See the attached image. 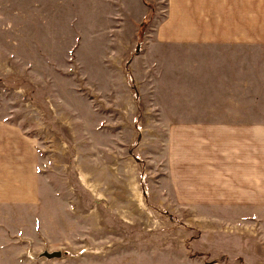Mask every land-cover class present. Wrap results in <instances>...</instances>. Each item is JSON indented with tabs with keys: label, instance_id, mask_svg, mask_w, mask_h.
I'll return each mask as SVG.
<instances>
[{
	"label": "rangeland",
	"instance_id": "obj_1",
	"mask_svg": "<svg viewBox=\"0 0 264 264\" xmlns=\"http://www.w3.org/2000/svg\"><path fill=\"white\" fill-rule=\"evenodd\" d=\"M164 5L0 0V120L32 142L39 177L25 208H0V264L219 260L186 239L164 180L163 131L138 129L149 127L146 103L123 62L144 52Z\"/></svg>",
	"mask_w": 264,
	"mask_h": 264
},
{
	"label": "crops",
	"instance_id": "obj_2",
	"mask_svg": "<svg viewBox=\"0 0 264 264\" xmlns=\"http://www.w3.org/2000/svg\"><path fill=\"white\" fill-rule=\"evenodd\" d=\"M164 4L144 52L123 59L146 103L138 129L163 131L170 203L197 254L264 264V0ZM37 174L32 142L0 120V208H25Z\"/></svg>",
	"mask_w": 264,
	"mask_h": 264
},
{
	"label": "water",
	"instance_id": "obj_3",
	"mask_svg": "<svg viewBox=\"0 0 264 264\" xmlns=\"http://www.w3.org/2000/svg\"><path fill=\"white\" fill-rule=\"evenodd\" d=\"M60 256V253H54L53 254V257H59Z\"/></svg>",
	"mask_w": 264,
	"mask_h": 264
}]
</instances>
